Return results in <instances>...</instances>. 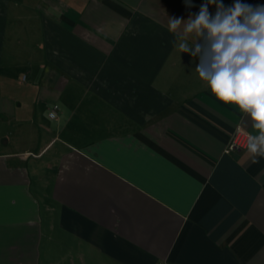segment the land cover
Segmentation results:
<instances>
[{
    "label": "crops",
    "instance_id": "obj_1",
    "mask_svg": "<svg viewBox=\"0 0 264 264\" xmlns=\"http://www.w3.org/2000/svg\"><path fill=\"white\" fill-rule=\"evenodd\" d=\"M206 2L0 0V264H264L258 133L168 27Z\"/></svg>",
    "mask_w": 264,
    "mask_h": 264
},
{
    "label": "clouds",
    "instance_id": "obj_2",
    "mask_svg": "<svg viewBox=\"0 0 264 264\" xmlns=\"http://www.w3.org/2000/svg\"><path fill=\"white\" fill-rule=\"evenodd\" d=\"M210 5L216 8L214 15ZM168 27L180 41L181 53L199 57L195 69L216 99L235 105L252 121L258 134L248 135L247 150L258 163L255 157H264V5L235 0L226 7L207 0L198 14L170 18ZM193 34L197 42L189 45Z\"/></svg>",
    "mask_w": 264,
    "mask_h": 264
},
{
    "label": "built area",
    "instance_id": "obj_3",
    "mask_svg": "<svg viewBox=\"0 0 264 264\" xmlns=\"http://www.w3.org/2000/svg\"><path fill=\"white\" fill-rule=\"evenodd\" d=\"M253 6L264 5V0H253ZM58 105L53 104L48 112V117L50 119H55L57 117ZM248 133L243 131L240 127H237L231 136L230 147L233 149H244L247 147Z\"/></svg>",
    "mask_w": 264,
    "mask_h": 264
},
{
    "label": "rangeland",
    "instance_id": "obj_4",
    "mask_svg": "<svg viewBox=\"0 0 264 264\" xmlns=\"http://www.w3.org/2000/svg\"><path fill=\"white\" fill-rule=\"evenodd\" d=\"M61 253V251L59 252H56L55 253H51L50 256H49V261H50V264H68V260L67 259L69 257V255H64L66 252H62V256L59 255ZM86 261H88V259L86 258Z\"/></svg>",
    "mask_w": 264,
    "mask_h": 264
}]
</instances>
